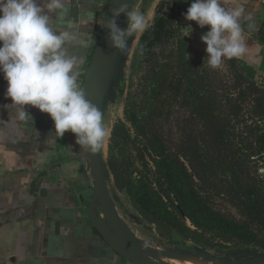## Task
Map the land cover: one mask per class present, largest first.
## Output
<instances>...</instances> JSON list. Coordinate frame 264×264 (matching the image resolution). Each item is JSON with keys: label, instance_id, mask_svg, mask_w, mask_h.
<instances>
[{"label": "trees", "instance_id": "trees-1", "mask_svg": "<svg viewBox=\"0 0 264 264\" xmlns=\"http://www.w3.org/2000/svg\"><path fill=\"white\" fill-rule=\"evenodd\" d=\"M191 2L160 0L139 38L140 103L112 128L108 171L158 237L264 250V87L237 58L203 61Z\"/></svg>", "mask_w": 264, "mask_h": 264}, {"label": "crops", "instance_id": "crops-1", "mask_svg": "<svg viewBox=\"0 0 264 264\" xmlns=\"http://www.w3.org/2000/svg\"><path fill=\"white\" fill-rule=\"evenodd\" d=\"M109 2L64 0L62 13H50L54 29L76 36L65 47L68 55L81 61V86L99 35L106 29ZM219 3L228 11L242 9L239 23L246 52L237 59L252 68L264 87L261 0ZM6 87L0 74V264H132L103 241L86 217L83 201L92 191L83 149L75 144L74 135L55 137L49 116L28 105L25 111L32 119H19L18 107L5 96Z\"/></svg>", "mask_w": 264, "mask_h": 264}, {"label": "clouds", "instance_id": "clouds-1", "mask_svg": "<svg viewBox=\"0 0 264 264\" xmlns=\"http://www.w3.org/2000/svg\"><path fill=\"white\" fill-rule=\"evenodd\" d=\"M64 8V0H44L43 4L41 0H0V74L7 83L5 96L18 107L19 119H32L24 106L36 108L52 120L55 137L70 132L76 145L95 153L106 129L102 112L86 99L81 87V61L67 54L65 45L76 36L51 26L50 13H62ZM121 14L127 18L125 29L116 23ZM241 14L242 9L225 10L219 0H192L184 13L185 20L200 28L208 26L200 40L205 45L203 61L206 59L211 68L246 52ZM104 27L111 47L117 54H126L129 39L143 32L146 24L142 13L120 2Z\"/></svg>", "mask_w": 264, "mask_h": 264}, {"label": "rangeland", "instance_id": "rangeland-1", "mask_svg": "<svg viewBox=\"0 0 264 264\" xmlns=\"http://www.w3.org/2000/svg\"><path fill=\"white\" fill-rule=\"evenodd\" d=\"M160 0H130L129 9L138 11L143 14L146 27L152 23L154 18V10ZM188 28H185V33ZM143 32H137L129 39V47L126 54H120V62L118 68V76L109 93L104 99L102 115L103 124L106 129V136L100 148V154L106 169V185L112 198L117 213L125 222L128 229L132 232L131 240L139 248L146 251L147 257L151 260H159L162 262H170L172 264H190L191 261H203L204 264H236L244 260L252 259L256 256L264 255V250L253 247H238L236 249L223 248H204L196 246L185 241L178 235H174L170 240H164L157 236L153 226L143 221L135 210L131 207L127 196L123 192H119L113 184L112 176L108 171V161L115 151L110 152L109 144L112 128L119 122H124V110L126 101L134 107L140 103L139 78L143 73L142 60L139 57L137 49L139 48V38ZM84 154V170L88 183L93 190V181L88 164V155L83 149ZM192 253L210 257L212 260L204 258L194 259L192 257L170 259L165 257L167 254ZM215 261V262H214ZM208 262V263H207Z\"/></svg>", "mask_w": 264, "mask_h": 264}, {"label": "water", "instance_id": "water-1", "mask_svg": "<svg viewBox=\"0 0 264 264\" xmlns=\"http://www.w3.org/2000/svg\"><path fill=\"white\" fill-rule=\"evenodd\" d=\"M120 2H127L129 7L130 0H110L105 20L111 18L112 10L118 7ZM116 23L121 29H125L127 27L126 16L121 14L116 18ZM119 62L120 54H117L116 50L111 47L108 29L106 28L99 35L81 86L86 99L95 104L101 112L104 99L118 76ZM85 152L88 155V164L93 181L92 196L89 200L83 201L89 223L118 256L132 264H169L151 260L147 257L146 251L133 243L131 240L132 232L118 215L115 204L110 197L106 185V169L100 149L95 153L88 150ZM236 264H264V255Z\"/></svg>", "mask_w": 264, "mask_h": 264}, {"label": "bare ground", "instance_id": "bare-ground-1", "mask_svg": "<svg viewBox=\"0 0 264 264\" xmlns=\"http://www.w3.org/2000/svg\"><path fill=\"white\" fill-rule=\"evenodd\" d=\"M165 257L170 258V259H180V258H188V257H192L194 259H200V258H204L206 260H212L210 257H206V256H200V255H195L192 253H187V254H183V255H179V254H167L165 255ZM160 261H163L160 257H159ZM215 262V261H214ZM169 264H172L170 262H168ZM208 263V262H207ZM190 264H204L203 261L199 260V263L195 260V261H191Z\"/></svg>", "mask_w": 264, "mask_h": 264}, {"label": "built area", "instance_id": "built-area-1", "mask_svg": "<svg viewBox=\"0 0 264 264\" xmlns=\"http://www.w3.org/2000/svg\"><path fill=\"white\" fill-rule=\"evenodd\" d=\"M261 3H262V5L264 6V0H261ZM261 172L263 173L264 170H261Z\"/></svg>", "mask_w": 264, "mask_h": 264}]
</instances>
